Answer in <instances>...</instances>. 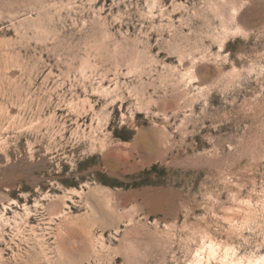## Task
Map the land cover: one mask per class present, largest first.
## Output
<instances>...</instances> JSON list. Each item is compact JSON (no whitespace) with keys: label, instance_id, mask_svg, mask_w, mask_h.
I'll list each match as a JSON object with an SVG mask.
<instances>
[{"label":"rangeland","instance_id":"374dc122","mask_svg":"<svg viewBox=\"0 0 264 264\" xmlns=\"http://www.w3.org/2000/svg\"><path fill=\"white\" fill-rule=\"evenodd\" d=\"M264 264V0H0V264Z\"/></svg>","mask_w":264,"mask_h":264},{"label":"bare ground","instance_id":"6f19581e","mask_svg":"<svg viewBox=\"0 0 264 264\" xmlns=\"http://www.w3.org/2000/svg\"><path fill=\"white\" fill-rule=\"evenodd\" d=\"M214 264H224V262L223 261H220V262H216Z\"/></svg>","mask_w":264,"mask_h":264}]
</instances>
